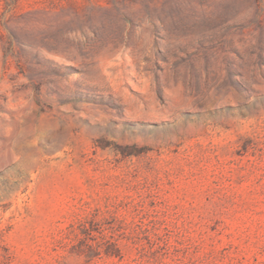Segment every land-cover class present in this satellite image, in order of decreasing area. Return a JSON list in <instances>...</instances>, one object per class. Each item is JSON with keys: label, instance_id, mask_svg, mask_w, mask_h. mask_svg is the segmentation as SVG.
I'll return each instance as SVG.
<instances>
[{"label": "rangeland", "instance_id": "rangeland-1", "mask_svg": "<svg viewBox=\"0 0 264 264\" xmlns=\"http://www.w3.org/2000/svg\"><path fill=\"white\" fill-rule=\"evenodd\" d=\"M0 264H264V0H0Z\"/></svg>", "mask_w": 264, "mask_h": 264}]
</instances>
